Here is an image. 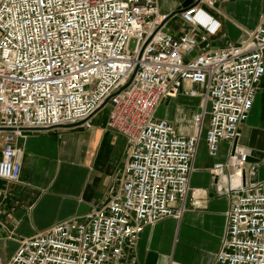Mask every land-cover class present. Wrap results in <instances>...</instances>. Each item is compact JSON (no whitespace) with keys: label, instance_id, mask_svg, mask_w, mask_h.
I'll return each instance as SVG.
<instances>
[{"label":"built area","instance_id":"built-area-1","mask_svg":"<svg viewBox=\"0 0 264 264\" xmlns=\"http://www.w3.org/2000/svg\"><path fill=\"white\" fill-rule=\"evenodd\" d=\"M213 3L181 8L184 30L173 35L159 0H0V180L20 181L16 140L25 131L77 125L108 107L106 127L126 142L106 203L22 240L6 264H138L143 231L181 218L206 117L217 160L220 145L239 137L264 76V18L237 43L197 51L219 31L201 9ZM179 95L200 101L187 137L155 117ZM249 157L237 145L210 170L230 200L217 264H264V190L245 179Z\"/></svg>","mask_w":264,"mask_h":264},{"label":"crops","instance_id":"crops-1","mask_svg":"<svg viewBox=\"0 0 264 264\" xmlns=\"http://www.w3.org/2000/svg\"><path fill=\"white\" fill-rule=\"evenodd\" d=\"M186 0H159V10L170 15L167 30L179 35L184 25L177 16ZM213 8L201 9L220 25L207 35L197 51L237 43L264 18V0H213ZM199 38V37H198ZM100 109L86 121L48 131H25L16 140L20 151V181L0 180V264H6L19 243L52 225L82 218L103 206L120 178L126 162L125 139L106 127L108 114ZM200 101L179 95L165 99L155 117L172 124L179 136H191ZM207 117L198 142L190 178V195L180 219L170 218L146 228L134 249L138 264H217L215 256L225 228L229 198L218 192L223 186L210 170L225 162L232 144L222 143L217 160L207 150ZM0 133V158L1 141ZM238 145L248 150L244 176L264 190V76L247 121L239 130ZM251 164H257L250 173Z\"/></svg>","mask_w":264,"mask_h":264},{"label":"water","instance_id":"water-1","mask_svg":"<svg viewBox=\"0 0 264 264\" xmlns=\"http://www.w3.org/2000/svg\"><path fill=\"white\" fill-rule=\"evenodd\" d=\"M192 1L193 0H186L184 2V4L182 5V8H185V7L189 6L192 3ZM68 127H70V126H68ZM237 145H238V138L235 139V141L233 142V145H232V153H234L235 148L237 147ZM247 162L248 163H251L252 161H251V159H248Z\"/></svg>","mask_w":264,"mask_h":264},{"label":"rangeland","instance_id":"rangeland-1","mask_svg":"<svg viewBox=\"0 0 264 264\" xmlns=\"http://www.w3.org/2000/svg\"><path fill=\"white\" fill-rule=\"evenodd\" d=\"M135 46V42L133 41L132 43H130L129 49L130 51H132L134 49ZM109 113V108L107 107L103 112H102V116L106 115Z\"/></svg>","mask_w":264,"mask_h":264}]
</instances>
